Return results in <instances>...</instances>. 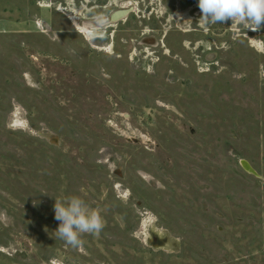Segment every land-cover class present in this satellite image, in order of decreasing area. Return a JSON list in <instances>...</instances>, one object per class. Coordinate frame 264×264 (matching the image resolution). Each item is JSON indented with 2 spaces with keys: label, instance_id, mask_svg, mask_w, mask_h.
Returning <instances> with one entry per match:
<instances>
[{
  "label": "rangeland",
  "instance_id": "1",
  "mask_svg": "<svg viewBox=\"0 0 264 264\" xmlns=\"http://www.w3.org/2000/svg\"><path fill=\"white\" fill-rule=\"evenodd\" d=\"M98 1L0 0V264H264V23L148 0L104 41Z\"/></svg>",
  "mask_w": 264,
  "mask_h": 264
},
{
  "label": "clouds",
  "instance_id": "2",
  "mask_svg": "<svg viewBox=\"0 0 264 264\" xmlns=\"http://www.w3.org/2000/svg\"><path fill=\"white\" fill-rule=\"evenodd\" d=\"M197 7L206 24L230 20L259 28L264 23V0H197ZM97 22L103 23L102 20ZM83 196L84 189L81 188L80 194L67 196L59 202L55 199L53 205L58 238L77 251H83L81 234L96 233L103 227L99 212L87 204ZM52 264L61 262L53 260Z\"/></svg>",
  "mask_w": 264,
  "mask_h": 264
},
{
  "label": "flooded vegetation",
  "instance_id": "3",
  "mask_svg": "<svg viewBox=\"0 0 264 264\" xmlns=\"http://www.w3.org/2000/svg\"><path fill=\"white\" fill-rule=\"evenodd\" d=\"M95 1V0H94ZM99 3H97V4H99V6L101 7V10H102V17H101V20L103 21V22H106V27H105V29H104V32L107 34V36H106V38L104 39V41L106 40V41H109V25L111 24L110 22L111 21H116V20H120L122 17H126V16H128L129 15V13L130 12H133L134 11V8L132 7V5H131V3L133 2L134 4H135V6H136V8H137V10L138 11H141V8L143 7V6H146V5H144V2H148V0H129L128 1V3L127 4H121V2L119 3V4H121V5H119V7L118 8H116L115 6L114 7H112V9L111 8H109V5H108V0H99L98 1ZM194 2V0H169V2L167 3V7H166V12H168V13H173V12H176V11H184L185 9L188 11L189 9H190V6H191V3H193ZM149 4V3H148ZM146 9V8H145ZM124 12V13H121V12ZM118 13V14H117ZM117 14V15H116ZM199 15V14H198ZM132 16H133V14H132ZM70 17H72V16H68L67 15V18L70 20V23L72 24V22H71V19H70ZM177 17H179V16H177ZM74 18V17H73ZM127 19L126 20H129V25H131L132 23H134L133 21H135V27H139V25L141 24V20H143V19H140V20H136L135 18H128V17H126ZM171 20H173V24L176 26V23L178 22V20H174L173 19V17H172V15H171ZM198 18H196V20H197ZM74 20H75V18H74ZM125 20V21H126ZM76 22V21H75ZM74 23V22H73ZM77 23V22H76ZM78 24V23H77ZM190 24H191V27L190 28H187V29H185L186 31H189L190 29H192V30H196V29H199L200 30V28L201 27H196L198 24H200L199 23V21L197 20V22L195 21V20H193V21H190ZM189 24V25H190ZM78 25H80V24H78ZM72 26L75 28V26L72 24ZM83 26H85V25H83ZM199 26H201V25H199ZM87 27V26H86ZM76 29V28H75ZM123 28H121L120 30H122ZM154 29H156V27L154 26ZM154 29H152L153 31H155ZM77 30V29H76ZM78 32H79V30H78ZM139 37V36H138ZM104 38V37H103ZM134 38V37H133ZM135 40H136V38H135ZM150 40H152V39H150ZM157 44L158 43H156L155 45H151L152 47H157Z\"/></svg>",
  "mask_w": 264,
  "mask_h": 264
},
{
  "label": "water",
  "instance_id": "4",
  "mask_svg": "<svg viewBox=\"0 0 264 264\" xmlns=\"http://www.w3.org/2000/svg\"><path fill=\"white\" fill-rule=\"evenodd\" d=\"M121 13H124V12L122 11ZM117 14H118V13H117ZM117 14H116V15H117Z\"/></svg>",
  "mask_w": 264,
  "mask_h": 264
}]
</instances>
